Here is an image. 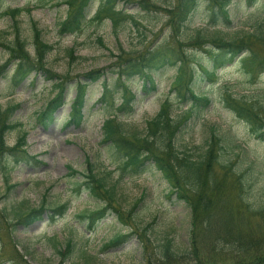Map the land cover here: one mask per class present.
<instances>
[{
	"label": "rangeland",
	"instance_id": "1",
	"mask_svg": "<svg viewBox=\"0 0 264 264\" xmlns=\"http://www.w3.org/2000/svg\"><path fill=\"white\" fill-rule=\"evenodd\" d=\"M149 1L159 7H167L173 2ZM99 4L100 0H91L88 18L93 16ZM121 6L139 25L127 23L115 36L110 21L106 19L101 23L86 24L79 33L59 37L58 24L67 14L64 4L52 0H2L0 43L12 40L15 25L8 14L3 15L4 12L21 9L16 17L21 38L32 54V26H35L41 33V40L53 46L45 58V69L64 79H72L65 92L70 100L74 96L76 81L93 70H104L108 84L114 85L116 76L110 68L119 49L142 51L150 45L168 42L170 31L165 26L167 18L162 9L143 10L135 4H119L117 8ZM210 11L206 0L198 1L181 32L183 42L187 43L197 30L225 39L240 38L251 33L255 23L264 22V0H254L251 4L247 0H232L228 6L230 28L210 27ZM71 49L73 58L69 56ZM253 50L259 59L264 58L262 45ZM188 52L193 53L194 61L188 63L186 76L191 71L198 75L201 73L198 64L208 67V56L198 48H190ZM240 57L218 70L210 80L204 78L191 83L196 93L208 97L211 102L204 110H192L176 136L175 147L197 156L214 133L223 147L221 159L236 164L242 171L248 186L246 197L257 205L264 202V139L251 132L249 124L237 116L227 100L238 99L252 104L263 114L264 123V69H250ZM7 59V51L0 47V66ZM12 69L11 64L0 77V109L15 107L10 122L17 124L16 129L7 134L6 142L13 146L25 132L26 151L38 156L41 165L16 164L12 158H6L0 164V264H144V250L139 238L144 228L151 246L168 237L175 251L183 253L189 231L188 208L174 196H169L168 184L151 164H146L145 170L137 175L119 178L108 146L101 145L103 121L112 115L117 116L130 133L143 134L146 123L157 115L165 101L169 102L174 119L187 113L190 106L182 103L172 90L178 70L168 68L155 72V88L148 93L142 89V78L129 81L136 101L133 111L127 115L116 112L122 102L120 93L113 94V106L99 102L101 79L88 88L83 122L75 127L65 124L70 103L55 113L52 123L44 126L38 121V113L54 94L53 84L47 80L48 73L41 71L31 75L14 89ZM263 131L264 128L259 132ZM87 159L96 174L105 178L107 186L114 185L116 207L123 214L120 219L109 211L92 230L88 229L82 216L100 209L101 204L86 192L77 194L76 188L83 179L67 170V166H71L75 171L87 174ZM11 185L13 188L8 189ZM43 202L47 211L40 220L29 226L14 227L17 217L27 215ZM65 203H68L65 214L51 220L48 210ZM118 235L127 238L118 245L106 247ZM67 241L73 244V248L66 261L61 263L57 252L63 251ZM151 253H157V250L153 249Z\"/></svg>",
	"mask_w": 264,
	"mask_h": 264
},
{
	"label": "trees",
	"instance_id": "2",
	"mask_svg": "<svg viewBox=\"0 0 264 264\" xmlns=\"http://www.w3.org/2000/svg\"><path fill=\"white\" fill-rule=\"evenodd\" d=\"M52 1L64 4L67 8L65 19L58 24L59 37L79 33L86 24L101 23L106 19L110 21L115 36L127 23L139 25L133 15L127 13L122 6L117 8L119 4H135L143 10L162 9L166 14L165 26L170 31L168 42L150 45L142 51L127 52L119 49V53L113 56L115 62L110 68L111 73L116 76L114 85L108 84L102 69L81 76L75 83L74 96L69 101L70 112L65 122L67 126L81 125L88 88L101 79L102 94L99 102L113 106V94L120 93L122 102L116 112L127 115L133 111L136 101L129 81L135 77L142 78V89L148 93L155 88V72L168 68L178 70L172 90L178 94L182 103L190 106L189 111L181 118L176 120L172 117L170 104L165 101L157 115L146 123L143 134L130 133L115 115L108 117L102 125L101 145L108 146L119 178L137 175L145 170L146 164H151L168 184L169 196L183 202L190 212L187 245L183 253L175 251L172 240L168 237L151 246L150 239L146 237V229H142L139 238L144 250V264H264V202L257 205L249 202L246 197L248 186L245 175L236 164L232 165L221 159V140L212 133L204 150L197 156L181 152L175 147L176 136L192 110H204L211 102L208 97L196 93L191 86L193 81L204 78L210 80L218 70L231 64L239 56L250 69H264V58L259 59L258 53L253 50L256 46L264 47V22L255 23L251 33L233 39H225L217 34H203L197 30L185 43L180 35L199 0H173L167 7H159L149 0H100L91 18L87 17L91 0ZM247 1L250 4L254 2ZM206 2L211 9L209 26L214 29L218 26L230 28L228 6L232 4V0ZM20 12L21 9H11L3 14H8L15 25L12 40L0 43V47L8 53V59L0 66V77L12 64L11 83L16 89L30 75H37L41 71L48 73L47 80L53 84L54 94L38 113V121L45 126L54 121V114L68 102L69 95L65 92L68 81L72 79H64L45 69V58L53 46L41 40V33L35 26H32L33 53L29 52L28 45L21 38L16 25V17ZM190 48H198L208 56V67L198 64L201 73L195 75L191 71L186 76L188 63L194 61L193 53L188 52ZM73 52V49L69 52L71 58ZM227 102L237 116L249 124L251 132L258 133L264 139V131L259 132L264 128L260 110L238 99H228ZM14 111L15 107L0 109V164L6 158H12L16 164L32 163L39 166L41 162L37 156H31L26 151V134H21L13 146L6 142L7 134L17 127L16 123L10 122ZM86 164L88 171L85 175L71 166H67V170L69 174L79 175L83 179L78 184L76 193L86 192L101 204L100 209L82 216L87 221L88 229L92 230L106 218L109 211L120 219L123 214L116 207L114 185L107 186L105 178L96 174L88 159ZM67 210L68 203H65L49 210L48 216L53 220L55 216L64 215ZM45 211L43 202L38 209H32L27 215L17 217L14 227L29 226L30 223L40 220ZM126 238L127 236L118 235L106 247L118 245ZM72 248L73 245L68 241L64 250L57 252L61 263L69 257ZM153 249L157 253L152 254Z\"/></svg>",
	"mask_w": 264,
	"mask_h": 264
}]
</instances>
